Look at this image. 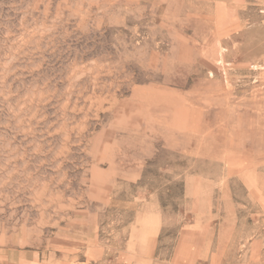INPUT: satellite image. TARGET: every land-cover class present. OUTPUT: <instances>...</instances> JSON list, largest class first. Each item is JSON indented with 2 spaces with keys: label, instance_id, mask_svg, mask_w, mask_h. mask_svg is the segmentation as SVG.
Returning a JSON list of instances; mask_svg holds the SVG:
<instances>
[{
  "label": "rangeland",
  "instance_id": "1",
  "mask_svg": "<svg viewBox=\"0 0 264 264\" xmlns=\"http://www.w3.org/2000/svg\"><path fill=\"white\" fill-rule=\"evenodd\" d=\"M159 206L264 242V0H0V234L61 264Z\"/></svg>",
  "mask_w": 264,
  "mask_h": 264
},
{
  "label": "crops",
  "instance_id": "2",
  "mask_svg": "<svg viewBox=\"0 0 264 264\" xmlns=\"http://www.w3.org/2000/svg\"><path fill=\"white\" fill-rule=\"evenodd\" d=\"M248 177L252 179L251 174ZM160 207L152 211L140 210L136 224L122 229L119 236H113V231L108 230L111 236L99 239L96 227L91 228V236L85 244L80 235L70 242L61 241V264H98L103 259L106 260L103 264H226L224 254L220 253L225 244L213 240L216 232L209 231L208 225L191 226L175 239L163 238L165 231H178L179 228L176 221L169 220L167 213L170 211ZM244 245L246 247H234L253 252L255 258L250 259V264H264L262 240ZM213 250L219 253H211ZM83 251L87 255L85 260L82 259ZM240 256L236 254L234 263L243 264L242 254ZM0 264H51V260L32 243L20 244L16 235L0 234Z\"/></svg>",
  "mask_w": 264,
  "mask_h": 264
}]
</instances>
